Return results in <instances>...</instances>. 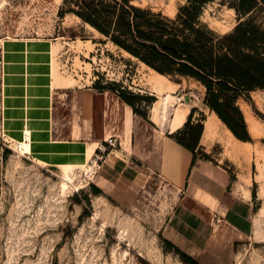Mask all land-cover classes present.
Masks as SVG:
<instances>
[{
  "label": "rangeland",
  "instance_id": "1",
  "mask_svg": "<svg viewBox=\"0 0 264 264\" xmlns=\"http://www.w3.org/2000/svg\"><path fill=\"white\" fill-rule=\"evenodd\" d=\"M107 1H127L130 6L174 19L188 0ZM247 1L209 0L200 8L197 23L211 35L215 51L250 55L241 34L252 28L261 41L255 44L256 55L264 56V0H251L244 11L240 5ZM68 9L77 10L70 2L64 5L63 0H0V49L6 38L56 39L53 63L62 79L72 81V87L97 78L102 83L117 82L125 89H146L138 108L150 119L152 104L157 101L160 105L163 97L154 98L147 85L149 70L108 40L95 39L99 52L89 55L94 47L74 34L80 24ZM239 28L241 33L236 31ZM165 78L160 83L161 87L165 83L163 89H177L180 96L189 97V104L206 113V89L201 83L190 77ZM254 95L260 96L258 102ZM240 104L264 125V89L241 91L234 101L239 111ZM171 109L167 120L173 114ZM240 113L243 126L231 125L249 139L258 199L253 234L234 247L231 264H264V135L253 138ZM8 143L0 128V264H190L162 236L177 196L155 175H145L137 188L112 199L95 192L92 183L85 186L84 168L47 167L15 154ZM64 175L70 182L62 192Z\"/></svg>",
  "mask_w": 264,
  "mask_h": 264
},
{
  "label": "crops",
  "instance_id": "2",
  "mask_svg": "<svg viewBox=\"0 0 264 264\" xmlns=\"http://www.w3.org/2000/svg\"><path fill=\"white\" fill-rule=\"evenodd\" d=\"M75 19L80 25L74 34L94 47L89 55H97L99 44L93 41L107 39ZM85 34L92 37H81ZM55 40L13 37L1 44L0 128L6 139L20 142L27 135L29 159L57 170L86 165L101 143L118 139L119 147L92 185L115 199L137 188L145 175H155L177 196L162 228L164 240L197 264H231L234 247L253 234L258 181L251 145L236 139L207 107L205 113L185 102L177 89H163L165 83H160L166 78L159 75L160 80L150 76L146 82L154 98H172L171 108L181 114L173 130L174 112L160 125L154 113L157 101L150 119H144L119 94L122 89L125 95L144 96L146 89H125L97 78L72 87L53 63ZM239 106L248 132L263 137L264 125L245 104ZM251 121L263 127L261 135L250 130ZM197 125L201 132L194 135L190 130Z\"/></svg>",
  "mask_w": 264,
  "mask_h": 264
},
{
  "label": "trees",
  "instance_id": "3",
  "mask_svg": "<svg viewBox=\"0 0 264 264\" xmlns=\"http://www.w3.org/2000/svg\"><path fill=\"white\" fill-rule=\"evenodd\" d=\"M207 1L188 0L174 19L130 6L127 1L63 0V3L70 2L77 9H68L67 13L78 17L155 74L190 77L201 83L206 89V107L236 139L248 142L249 139L241 136L231 123L243 126L241 113L234 106L238 93L264 89V56L258 58L255 48V44L261 41L254 29L242 32L239 28L236 31L242 32L241 37L245 39L250 55L241 51H215L211 35L197 23L200 8ZM250 3L251 0L241 3L240 8L248 10ZM119 94L135 114L147 118L145 111L138 108L144 101L143 96L125 95L122 89ZM201 127L197 125L190 132L199 135ZM94 190L100 192L95 187ZM167 244L190 264H197L169 242Z\"/></svg>",
  "mask_w": 264,
  "mask_h": 264
},
{
  "label": "built area",
  "instance_id": "4",
  "mask_svg": "<svg viewBox=\"0 0 264 264\" xmlns=\"http://www.w3.org/2000/svg\"><path fill=\"white\" fill-rule=\"evenodd\" d=\"M28 143V137L27 135H24L22 141H9L10 148H12V151L19 155L20 157L28 160L29 159V153L25 152V147ZM119 147L118 139L116 138H108L103 143H101L96 150V153L93 155V157L90 159V161L82 166L81 168H84L82 170L83 175V182L85 186H89L90 183L93 182L94 178L100 171L102 165L107 161L109 155L116 150Z\"/></svg>",
  "mask_w": 264,
  "mask_h": 264
},
{
  "label": "bare ground",
  "instance_id": "5",
  "mask_svg": "<svg viewBox=\"0 0 264 264\" xmlns=\"http://www.w3.org/2000/svg\"><path fill=\"white\" fill-rule=\"evenodd\" d=\"M150 75L152 77V80H160L161 79V78H159V76L157 74H155L152 71H150ZM152 80H150V81H152ZM259 98L260 97L258 95L255 96V100L257 102L259 101ZM171 99L172 98L167 95L165 98L162 99L160 105L157 104L155 106V108H154L155 116H156L158 122L160 123V125L163 124L167 120L166 119L167 112H168V110L171 107H173V106L170 105V101H172ZM259 104H261V103H259ZM171 110H173V109H171ZM173 112H174V119H173V122L171 124V130L175 129L180 124V122H181V114L179 112H177V111H174V110H173ZM169 124H170V122H169ZM262 129H263V127L260 126L259 124L254 123L252 121L250 122V130H253L256 133L257 136L261 135V132H262L261 130ZM253 138H255V137H253ZM63 181H64V183H62V185H61L62 192L66 191L68 189V183L70 182V179H69V177L67 175H64L63 176Z\"/></svg>",
  "mask_w": 264,
  "mask_h": 264
},
{
  "label": "water",
  "instance_id": "6",
  "mask_svg": "<svg viewBox=\"0 0 264 264\" xmlns=\"http://www.w3.org/2000/svg\"><path fill=\"white\" fill-rule=\"evenodd\" d=\"M184 100L185 102H189V97L185 96Z\"/></svg>",
  "mask_w": 264,
  "mask_h": 264
}]
</instances>
